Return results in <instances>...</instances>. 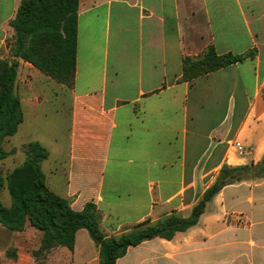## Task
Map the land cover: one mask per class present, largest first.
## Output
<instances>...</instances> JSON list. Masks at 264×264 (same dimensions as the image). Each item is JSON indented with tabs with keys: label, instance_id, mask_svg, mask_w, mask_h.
I'll use <instances>...</instances> for the list:
<instances>
[{
	"label": "crops",
	"instance_id": "0c3cea01",
	"mask_svg": "<svg viewBox=\"0 0 264 264\" xmlns=\"http://www.w3.org/2000/svg\"><path fill=\"white\" fill-rule=\"evenodd\" d=\"M21 1L0 0V58L17 63L23 113L2 143L4 174L38 143L49 153L40 163L48 188L75 212L94 204L102 230L119 237L190 217L222 168L262 161L264 0H79L71 87L10 56ZM211 46L255 53L184 80V59ZM42 239L30 222L22 231L0 224V264H100L86 229L73 250L37 260ZM116 264H264V178L225 186L197 225L130 246Z\"/></svg>",
	"mask_w": 264,
	"mask_h": 264
},
{
	"label": "trees",
	"instance_id": "16d2710c",
	"mask_svg": "<svg viewBox=\"0 0 264 264\" xmlns=\"http://www.w3.org/2000/svg\"><path fill=\"white\" fill-rule=\"evenodd\" d=\"M79 0H22L11 27L10 56L31 63L44 75L67 87L76 73L77 17ZM250 50L241 55H219L209 47L198 58H185L184 80H192L253 57ZM17 63L0 58V161L8 157L2 148L23 121L20 99L15 95ZM26 161L10 173L0 170V191L6 188L11 205L0 200V224L22 231L27 222L43 232L42 245L34 255L40 260L57 246L73 250L78 230L86 229L99 247L100 264H116L130 246L156 237L172 239L177 232L194 227L207 203L227 185L264 178V157L257 165L224 167L216 182L204 193L188 218L171 216L152 225H139L119 237H109L101 228V214L94 204L81 212L71 209L68 200L54 194L46 184L40 163L49 156L38 143L25 147Z\"/></svg>",
	"mask_w": 264,
	"mask_h": 264
},
{
	"label": "rangeland",
	"instance_id": "374dc122",
	"mask_svg": "<svg viewBox=\"0 0 264 264\" xmlns=\"http://www.w3.org/2000/svg\"><path fill=\"white\" fill-rule=\"evenodd\" d=\"M12 39H11V41H12ZM9 53H10V51H9ZM53 102H54V100H53ZM28 139H31V138H25L26 141ZM25 147H23V152L24 153H25ZM25 155H26V153H25ZM26 158H27V156H26ZM0 200L7 206L11 204V196H10V194H9V192H8V190L6 188H4L3 190L0 191Z\"/></svg>",
	"mask_w": 264,
	"mask_h": 264
},
{
	"label": "built area",
	"instance_id": "2783aa9c",
	"mask_svg": "<svg viewBox=\"0 0 264 264\" xmlns=\"http://www.w3.org/2000/svg\"><path fill=\"white\" fill-rule=\"evenodd\" d=\"M240 221V220H239Z\"/></svg>",
	"mask_w": 264,
	"mask_h": 264
}]
</instances>
